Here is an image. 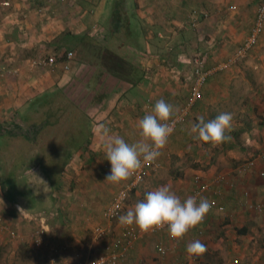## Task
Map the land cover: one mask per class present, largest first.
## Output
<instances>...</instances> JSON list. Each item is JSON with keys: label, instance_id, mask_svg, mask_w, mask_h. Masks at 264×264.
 <instances>
[{"label": "crops", "instance_id": "0c3cea01", "mask_svg": "<svg viewBox=\"0 0 264 264\" xmlns=\"http://www.w3.org/2000/svg\"><path fill=\"white\" fill-rule=\"evenodd\" d=\"M263 1L0 0V132L32 136L21 131L25 127L18 115L36 97L55 87L66 88L78 77L108 95L100 110L92 108L96 126L89 143L71 154L79 156L82 165L69 173V190L64 187L63 193L60 180L56 182L50 212L41 211L52 216L45 241L37 248L40 264H78L101 253L104 244L122 256L117 264H264V29L250 54L207 79L201 99L169 136L155 159L156 167L130 193L122 211L121 215L126 214L148 192L162 186H168L181 201L208 186L200 198L216 197L220 208L210 209L204 221L179 243L170 241L164 230L142 234L135 225L121 226L119 218L111 223L103 219V211L134 174L119 185L105 182L111 164L105 152L107 138H101L99 128L103 124L111 135L134 144L141 139L139 120L152 113L158 100L173 106V117L189 97L192 58L203 60L204 69L227 61L250 34ZM82 36L105 46L115 43L113 49L138 69L140 81L132 86L106 72L100 78L101 72L85 64L76 46L67 48L65 38ZM67 53H72L69 60ZM48 57H55L54 66H32ZM221 113L233 116L229 133L233 139L212 148L196 139L191 128L198 116L207 121ZM252 159V169L236 172ZM31 172L28 176L41 174L46 183L32 182L36 200L40 197L37 185L44 188L50 183L39 170ZM63 175L62 171L60 179ZM2 191L0 184V215L4 222H12L17 238L3 233L0 245L8 247L9 255L21 248L36 249L29 239L34 215L21 202L24 197L17 196L13 203ZM259 205L261 211L255 208ZM19 208L25 213L20 215ZM97 226L109 228L101 242L91 235ZM194 240L206 246L200 258L188 256L187 246ZM157 244L166 250L163 257L155 250ZM9 258L8 264L12 262Z\"/></svg>", "mask_w": 264, "mask_h": 264}, {"label": "trees", "instance_id": "16d2710c", "mask_svg": "<svg viewBox=\"0 0 264 264\" xmlns=\"http://www.w3.org/2000/svg\"><path fill=\"white\" fill-rule=\"evenodd\" d=\"M65 42L68 50L77 47L85 64L101 72L100 78L106 72L132 86L140 81L138 69L113 49L115 43L105 46L87 36L67 37ZM90 84L85 77H78L68 87H55L31 101L18 117L25 128L33 129L32 136L0 132V184L9 201L17 203V196H31L27 183L31 169L39 170L54 186L71 154L89 143L96 126L92 112L108 97Z\"/></svg>", "mask_w": 264, "mask_h": 264}, {"label": "clouds", "instance_id": "9594fccd", "mask_svg": "<svg viewBox=\"0 0 264 264\" xmlns=\"http://www.w3.org/2000/svg\"><path fill=\"white\" fill-rule=\"evenodd\" d=\"M173 111L171 104L164 99L158 100L152 113L139 120L141 139L134 144L125 142L119 135H111L105 125L99 126L101 138H107L105 152L111 164V171L105 182L119 185L142 167L141 157L143 163H148L161 154L173 131L172 125L168 123ZM197 120L198 123L192 125L191 132L199 141L211 145L212 148L232 141L233 137L229 134L233 131L231 113H221L215 119L207 121L200 115ZM38 179L46 184L42 179ZM213 203L203 197L198 201L197 196H190L181 201L168 186H162L148 192L143 201L121 215L119 224L135 225L142 234L167 227L170 238L179 243L189 230L195 229L203 222ZM18 210L20 215L25 213L22 208ZM206 251V246L199 240H194L187 246L190 258H200Z\"/></svg>", "mask_w": 264, "mask_h": 264}, {"label": "built area", "instance_id": "2783aa9c", "mask_svg": "<svg viewBox=\"0 0 264 264\" xmlns=\"http://www.w3.org/2000/svg\"><path fill=\"white\" fill-rule=\"evenodd\" d=\"M63 1V0H62ZM197 25V21L195 16L191 17V26L195 27ZM264 29V1L261 3L257 10H256V16L253 23V26L251 28L250 34L247 36V38L244 40V42L233 51V53L230 55L227 61L220 63L216 65L215 67H212L210 69H204L203 67V60H201L198 56H194L191 60V64L193 65V69L189 76V82H190V91H189V97L186 101V103L175 113V115L170 119L168 123L172 125L173 131L177 128V125L187 120L189 115L191 114V111L193 110L195 104L201 99L202 95V87L205 85L207 79L214 73L222 71V70H228L231 66L235 65L236 63L243 60L247 54L254 48V46L258 42V38L260 33ZM67 60L72 58V53L66 54ZM56 64L55 57H48L45 59H40L37 61L32 62L33 67H46V66H54ZM65 69H68V65L65 63L64 66ZM23 128V127H22ZM19 129V128H17ZM23 133H30L33 134V129H24L21 130ZM171 133V134H172ZM262 158H264V152L261 155ZM142 160V167L134 173L133 179L125 184L116 194V196L113 198L111 204L103 211L102 217L104 220L108 222L116 221L122 214V211L128 201L130 193L140 184H142L145 180L146 173L154 169L156 167L155 160L148 163H143ZM77 166H81V159L76 154L69 157L67 164H66V172L68 174ZM255 166V160H249L244 162L243 164L239 165L237 168V173L244 174L248 172L250 169H252ZM65 173V172H64ZM209 189L208 186L200 187V189L195 193V196H197V199L199 200L200 196ZM220 195V194H219ZM210 202H214L211 209L220 208L218 205L217 198L214 197L209 200ZM258 211L262 210V207L256 206L255 207ZM52 216V213L50 214H37L30 217L33 229L31 231L29 239L32 242V246L34 248H39L43 245L45 241V237L47 235V232L49 231L48 228V220ZM3 217L0 215V236L3 233H9L11 239H16L17 235L11 229V226L3 221ZM204 221V220H203ZM109 228L103 227V226H97L94 228L93 233L95 234V238L97 240L104 239L107 234ZM161 230H164L166 232L167 238L170 241H173V239L170 238L167 227L164 229H158L154 232L150 233H157ZM132 236H134L132 234ZM155 250L157 254L161 257H163L166 253L165 248L161 244H157L155 246ZM78 257V256H77ZM122 256L116 252L113 251L112 245L104 244L103 251L99 253L98 255H95L93 259H85L84 261L80 260L78 264H117L118 260ZM238 264V263H234Z\"/></svg>", "mask_w": 264, "mask_h": 264}, {"label": "rangeland", "instance_id": "374dc122", "mask_svg": "<svg viewBox=\"0 0 264 264\" xmlns=\"http://www.w3.org/2000/svg\"><path fill=\"white\" fill-rule=\"evenodd\" d=\"M250 52L248 54H250ZM79 57H81V59H83V55H79ZM66 164H67V162H66ZM81 165H82V163H81ZM64 168L66 169V165H65ZM65 169H63V173L65 172L64 175H63L64 176L63 179H59L61 183L58 182V183L61 184V187H63V193L65 192L64 187L67 188V190H69V188H70L69 184H70V181H71L68 178V175H70V174H68V172H66ZM34 175H29L28 176L30 178L28 184L30 185L29 187L31 188V190H30L31 196L34 195V197H35L36 191H35V189H33L31 187L32 182L35 181V183H36L37 181H39L41 183V181L38 178H40V179H42V178L40 176L41 174H34ZM53 188H54V186L51 183L49 184L48 187L44 186V188L42 186L38 187V185H37V189L39 190L40 197L38 199H36V200H33V197L29 196V198L21 199V202L27 207L28 210L31 211L32 215L39 214V213H41V211H46L47 213H49L50 209H48V208L54 202V199L52 197V189ZM67 193L63 194V200H65V198H66L65 195ZM47 210H49V211H47ZM57 219L58 218H56V220ZM11 223L12 222H10L8 224L12 227ZM87 223H88V221H87ZM56 225H59V223L53 222V226H56ZM26 229H28L27 231L30 232V228L29 227H27ZM92 233H93V231H91V235H93ZM98 241L101 242L102 240H98ZM20 245H22V244H20ZM0 248H1V250H0V264H8V261H7L8 257H11V258H9V260L12 261L10 264H40L41 263V261L39 259H41L42 256H40V254H38L37 249L27 248V249L23 250V248H21L14 255H11V254L9 255V253H7V251H8L7 248L8 247L4 243H2V245H0ZM66 257H68V256H66ZM70 257H72V255H69V258ZM69 258H68V260H69Z\"/></svg>", "mask_w": 264, "mask_h": 264}]
</instances>
